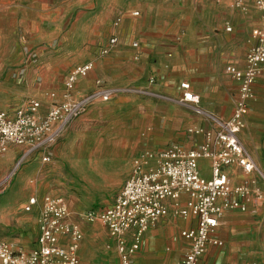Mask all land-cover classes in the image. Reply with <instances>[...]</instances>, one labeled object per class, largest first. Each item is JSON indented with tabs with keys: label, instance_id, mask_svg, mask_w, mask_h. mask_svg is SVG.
Listing matches in <instances>:
<instances>
[{
	"label": "crops",
	"instance_id": "1",
	"mask_svg": "<svg viewBox=\"0 0 264 264\" xmlns=\"http://www.w3.org/2000/svg\"><path fill=\"white\" fill-rule=\"evenodd\" d=\"M233 1L129 0L128 9L116 13L109 24L108 19L102 16L97 25L88 28L87 31L91 29V38L73 43L69 39L70 30L61 53L44 54L41 64L25 68L26 73L40 72L42 76L58 70L65 75L58 89L52 88L44 79L41 83L45 89L44 95L30 98L41 101V113H45L51 102L49 93H55L56 99L60 100L67 74L75 66L88 61L93 63V68L75 83L74 98L94 90L97 80L104 87L149 90L164 96L125 92L112 96L108 101L93 102L78 117L88 126L94 125L92 119L98 115L103 114L108 118L104 130L113 139L107 154L113 157L112 160L129 153L134 148L135 140L145 148L129 158L126 176L113 198L106 205L93 209L113 202L131 172L132 159L142 151H157L173 143L191 149L203 141L201 135L187 133V128H209L211 125L193 111L192 104L176 101L181 95V82H189L191 91L199 96V106L205 112L220 119L231 117L239 97V87L224 68L227 65L240 69L245 67L251 31L260 24V13L252 0H245L244 10L234 7ZM129 6H132L131 9ZM135 10L139 11L138 16L130 14ZM118 16H122L121 21L114 26L113 22ZM21 17L23 22L29 24L30 30L35 27V20L26 18L24 13ZM228 25L230 31L225 30ZM113 35L118 38L116 47L107 54H101V49ZM134 41L138 42L137 48L132 47ZM149 79H153V82L149 83ZM253 92L245 127L239 132V138L264 173V65L254 82ZM30 99L0 110L11 112ZM82 135V153H85L96 137ZM25 151L24 146L9 145L0 157V170L15 159L18 166L28 161L50 163L57 155V140L50 149L47 162L41 160V151L24 155ZM96 153L94 155L97 156ZM198 166L202 175L210 176L209 159H200ZM224 172L233 185L254 180V185L264 194V182L256 174H245L236 165L224 168ZM46 193L50 192L44 191L41 196ZM185 200L186 196H181L180 204L183 205ZM167 203L171 209V201ZM195 224L193 217L183 219L169 215L162 218L143 234L140 248L133 256V264L178 262L189 247V241L180 234L181 230L193 228ZM103 230L107 242V232ZM215 237L223 242L222 246H208L201 263L264 264V197L261 201L252 200L246 211L226 210L218 221ZM80 252L81 249V257Z\"/></svg>",
	"mask_w": 264,
	"mask_h": 264
},
{
	"label": "built area",
	"instance_id": "2",
	"mask_svg": "<svg viewBox=\"0 0 264 264\" xmlns=\"http://www.w3.org/2000/svg\"><path fill=\"white\" fill-rule=\"evenodd\" d=\"M252 1L260 13V24L251 31L245 67L227 65L224 68L239 87L231 117L220 119L205 112L189 82H181V95L176 101L192 104L193 111L211 125L209 128H187V133L201 135L203 141L191 149L173 143L157 151H142L132 159L131 172L113 202L79 214L84 221L98 223L106 230L108 241L104 249L115 253L119 264H133L143 234L169 215L196 220L195 227L181 230L189 247L183 258L174 264H212L201 263V258L208 246L223 244L215 237L222 214L230 209L246 211L252 200L263 199V191L254 185V180L233 185L224 172V168L236 165L245 174L254 173L264 182V173L239 138L253 99L254 82L264 65V0ZM233 6L244 10L245 0H234ZM130 14L138 16L139 11ZM121 18L118 16L114 20V26ZM225 30L230 31L231 27L228 25ZM117 43V36H111L101 54L109 53ZM138 46L137 41L132 42L133 48ZM92 68L91 61L75 66L64 80L62 98L58 100L55 93H49L51 102L45 113L40 112L41 101L38 99H30L11 112L0 110V157L9 145H17L26 147L24 155L41 151V160L47 162L61 131L93 102L108 101L112 96L130 91L164 97L149 90L104 87L97 80L94 90L74 98L75 83L80 77L87 76ZM152 82L153 79H149V83ZM200 159H209V177L201 174ZM183 195L186 200L181 205L179 199ZM167 201H171V209ZM23 210L35 215L34 244L25 247L0 237V264H95L82 260L79 255L84 233L62 196L52 193L41 197L32 195Z\"/></svg>",
	"mask_w": 264,
	"mask_h": 264
},
{
	"label": "rangeland",
	"instance_id": "3",
	"mask_svg": "<svg viewBox=\"0 0 264 264\" xmlns=\"http://www.w3.org/2000/svg\"><path fill=\"white\" fill-rule=\"evenodd\" d=\"M128 3L129 0H0V108L41 96L44 79L52 88H60L65 75L58 69L42 76L40 72L26 73L25 68L41 64L44 54L61 53L70 30L69 39L73 43L91 38L88 28L97 25L102 16L109 24L116 13L128 9ZM22 13L35 20L31 30L22 21ZM107 119L98 115L92 119V126L79 118L70 121L57 139V155L50 163L28 161L18 166L15 159L0 170L1 238L25 247L34 244L35 215L23 210V206L29 195L41 196L46 191L63 196L80 222L84 233L82 260L119 264L115 253L104 249L106 238L101 225L79 217L80 213L106 205L113 198L126 176L129 158L145 149L135 140L129 153L112 160L113 157L107 156L113 143L111 134L104 130ZM82 134L96 137L85 153Z\"/></svg>",
	"mask_w": 264,
	"mask_h": 264
}]
</instances>
